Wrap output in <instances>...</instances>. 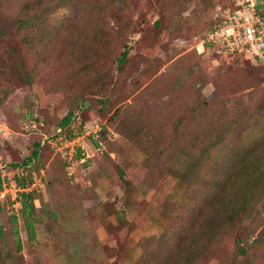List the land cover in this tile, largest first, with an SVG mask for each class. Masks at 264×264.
I'll return each instance as SVG.
<instances>
[{"label": "rangeland", "instance_id": "1", "mask_svg": "<svg viewBox=\"0 0 264 264\" xmlns=\"http://www.w3.org/2000/svg\"><path fill=\"white\" fill-rule=\"evenodd\" d=\"M37 1L47 0H0V177L9 198L0 264H156L178 241L169 227L202 198L180 171L197 166L195 179L197 169L223 170L203 165L206 146L219 166L240 150L264 162V65L199 44L230 0H70L53 4L45 25H26ZM74 18L105 37L76 74L50 35ZM33 148L37 158L23 167ZM15 176L32 188L31 238L11 201ZM263 194L191 264H264Z\"/></svg>", "mask_w": 264, "mask_h": 264}, {"label": "trees", "instance_id": "2", "mask_svg": "<svg viewBox=\"0 0 264 264\" xmlns=\"http://www.w3.org/2000/svg\"><path fill=\"white\" fill-rule=\"evenodd\" d=\"M69 1L70 0H47L46 2H42V4H40V1H37V4H40L37 12L30 13L27 19H22V22L29 26L36 22L45 25L43 20L53 4V8H55L66 5ZM77 1L83 2L85 0ZM104 1V3H107L113 2L114 0ZM254 3L258 13L264 16V0H254ZM234 9L235 7L232 0H230V7L227 10ZM76 20L77 19L74 18L71 20L64 19L60 22L58 21L52 26L50 32V35L59 39L64 53L62 56L66 59V67H72L75 74L78 70L83 68V65L87 63L90 58H93L92 54L96 53V49H99L105 40L104 34L101 33L97 25L94 26V22ZM222 21L223 17L221 16V18L217 19L212 26L202 33L201 37ZM47 43H49V39ZM203 45L205 49L210 46H216L207 43ZM218 48L221 49L220 47ZM125 54L126 50H123L117 61H123ZM261 65L262 64H260V66ZM72 115V112L68 111L67 114L57 122V127L59 131L61 130V133L62 131L64 132V125L69 122ZM112 115L116 116V112L114 111ZM93 142L96 143L95 141ZM180 142H183L182 139ZM215 144L217 145L218 143L215 142ZM177 147L176 145L175 150L178 149ZM240 151L234 152L226 164L219 166L218 164H213L217 161V158H214V156L210 157V147L206 146L205 149H203V153L205 154L204 160L206 161L207 159V162L203 163V165L207 164L211 168H223V170L212 172L211 170L203 169L202 172L198 174L199 169H197V177L195 179H189V176L195 173L197 166L195 167L190 163L189 169L186 168L180 171L183 181L187 183L188 181H194L191 183L192 185L187 186V188L191 189L193 186H198L202 198L199 203L186 205L185 208L188 209V213L181 217V219L185 220L181 225L174 223L169 227V232L176 235L178 241L170 247L165 246L163 248L164 251L158 255L156 264H191L196 257L207 249V243L211 240H215L223 229L233 225L234 221L237 219L243 220L246 217H250V213L252 212L251 206L256 199L255 193L260 195L264 192V189L261 190L259 187L260 182L264 179V162L258 165L256 160L252 161L249 158L250 155L248 151H246V153ZM37 156V148H33L26 161L22 162L21 165L23 167L27 166L32 163ZM12 167H17V164H13ZM175 172L170 171L169 173L172 175ZM224 174L226 175L224 176ZM2 179L3 178L0 177V190ZM208 181L211 182L210 185ZM10 184L15 188L24 189L21 191H14L13 200L11 201L18 204V209L23 218V228L28 232V238H31L33 237V229L28 220V216L35 210L32 202L34 199L31 194L32 188H30V184H22L20 179L16 176L15 181ZM4 197L0 199V205L3 200L8 198L6 196ZM11 220L15 221L14 216H12ZM12 234L14 236V244L18 250L20 248V242L18 231L14 225ZM76 261L78 263L82 261L81 254L77 255Z\"/></svg>", "mask_w": 264, "mask_h": 264}, {"label": "built area", "instance_id": "3", "mask_svg": "<svg viewBox=\"0 0 264 264\" xmlns=\"http://www.w3.org/2000/svg\"><path fill=\"white\" fill-rule=\"evenodd\" d=\"M232 3L235 9L226 10L222 15L223 21L202 36L199 44H214L224 52H243L264 65V16L258 13L254 0H232ZM78 138L79 135L71 141ZM6 189L8 186L2 179L0 198L4 197ZM18 190L24 189L16 188L14 191Z\"/></svg>", "mask_w": 264, "mask_h": 264}, {"label": "clouds", "instance_id": "4", "mask_svg": "<svg viewBox=\"0 0 264 264\" xmlns=\"http://www.w3.org/2000/svg\"><path fill=\"white\" fill-rule=\"evenodd\" d=\"M19 189V188H18Z\"/></svg>", "mask_w": 264, "mask_h": 264}]
</instances>
